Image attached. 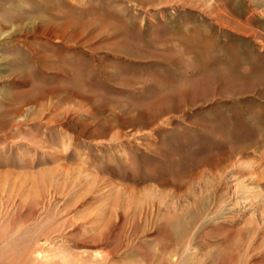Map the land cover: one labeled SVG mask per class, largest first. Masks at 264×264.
Segmentation results:
<instances>
[{"label":"rangeland","instance_id":"374dc122","mask_svg":"<svg viewBox=\"0 0 264 264\" xmlns=\"http://www.w3.org/2000/svg\"><path fill=\"white\" fill-rule=\"evenodd\" d=\"M0 33V264H264V0H0Z\"/></svg>","mask_w":264,"mask_h":264},{"label":"bare ground","instance_id":"6f19581e","mask_svg":"<svg viewBox=\"0 0 264 264\" xmlns=\"http://www.w3.org/2000/svg\"><path fill=\"white\" fill-rule=\"evenodd\" d=\"M33 30H34V28H33ZM0 34H1V33H0ZM1 35H2V34H1ZM10 38H11V37H10ZM13 38H14V37H13ZM14 41H15V42H18V40H15V39H14Z\"/></svg>","mask_w":264,"mask_h":264}]
</instances>
